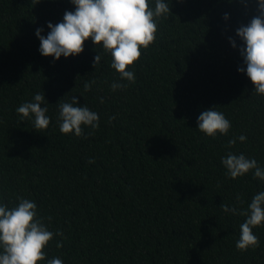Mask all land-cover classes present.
Wrapping results in <instances>:
<instances>
[{
    "label": "trees",
    "instance_id": "16d2710c",
    "mask_svg": "<svg viewBox=\"0 0 264 264\" xmlns=\"http://www.w3.org/2000/svg\"><path fill=\"white\" fill-rule=\"evenodd\" d=\"M169 6L154 41L129 66L135 81L113 91L118 76L110 57L90 40L79 55L55 63L37 51L35 29L46 35V22L73 10L68 0H0V201L8 207L18 196L35 201L49 230L62 233L45 247V261L264 264V224L253 228L259 245L238 250L244 217L222 209H246L264 182L251 171L229 178L220 163L233 152L264 167V96L237 72L235 37L256 6L239 0ZM40 90L50 117L43 130L15 111ZM72 96L99 115V126L81 137L62 134L56 119L57 105ZM213 106L231 123L216 138L196 129L200 112ZM241 134L246 141L229 147Z\"/></svg>",
    "mask_w": 264,
    "mask_h": 264
},
{
    "label": "clouds",
    "instance_id": "9594fccd",
    "mask_svg": "<svg viewBox=\"0 0 264 264\" xmlns=\"http://www.w3.org/2000/svg\"><path fill=\"white\" fill-rule=\"evenodd\" d=\"M72 11H65L62 20L53 24L46 22L47 34L42 35L43 28H36L34 36L39 41L38 53L42 57H51L55 63L61 57H75L83 51V44L91 41L103 54L110 57L109 67L118 78L110 84L115 91L135 81V73L129 68L138 60L141 50L146 49L155 39L157 23L160 18L170 14L171 0H68ZM180 2V0H177ZM247 7L249 3L256 6V15L235 30L236 40L240 42L238 53L241 64L238 73H243L253 86L252 92L264 96V0H239ZM225 20L228 14L225 13ZM236 40L229 37V44L237 48ZM101 54L93 58V68L100 62ZM89 88L84 85L85 91ZM101 103L103 100L101 99ZM44 105V106H42ZM48 103L44 93L36 92L31 100L21 103L16 113L21 121H31L34 129H46L50 123L47 115ZM59 131L81 137L85 128L95 130L99 126V115L86 105L79 104L77 96L57 105L56 116ZM114 119V117L109 118ZM231 128L230 121L216 106L204 109L196 119V129L204 136L216 138L226 135ZM241 134L228 140V146L237 141H246ZM92 163V160L88 161ZM220 163L225 175L235 179L249 171L252 176L264 182V167L258 165L254 158L243 153L228 152L222 156ZM225 213L244 217L239 225V238L235 242L238 250H247L259 245V239L253 232L254 227L264 224V190L254 194L246 209L222 205ZM49 219H51L49 217ZM54 233L38 215L35 201L17 197L15 206L8 207L0 201V264H63L59 257L45 261V247ZM57 242L56 247H61Z\"/></svg>",
    "mask_w": 264,
    "mask_h": 264
}]
</instances>
